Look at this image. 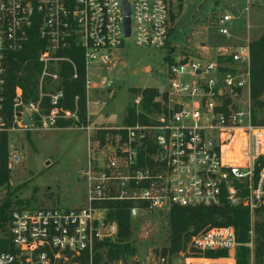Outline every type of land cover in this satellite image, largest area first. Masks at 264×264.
I'll use <instances>...</instances> for the list:
<instances>
[{"label": "built area", "instance_id": "2783aa9c", "mask_svg": "<svg viewBox=\"0 0 264 264\" xmlns=\"http://www.w3.org/2000/svg\"><path fill=\"white\" fill-rule=\"evenodd\" d=\"M244 1L246 9H264V0ZM171 13V0H0V137H8L10 170L23 159L12 137L17 132H51L63 129L60 120H78L77 110L62 106L61 63H71L73 78L78 76L67 51L80 52L84 60L87 116L92 89L114 96L113 81L102 75L92 82L88 70L109 68L125 40L165 50L172 59L157 87L160 109L148 115L147 123L78 126L87 134L85 203L14 209L9 221L14 251L0 252V264H79L72 259L82 254L92 262L96 247L117 234L116 222L107 220L110 202H127L133 220L167 214L172 207L227 202L244 205L250 214L264 207V124L252 113L250 34L236 45L201 44L179 53ZM238 23L234 10L213 19L218 36L228 40ZM32 39L39 48L38 96L24 102L17 87L11 113L6 107L10 62ZM92 100L96 106L107 104ZM140 103L137 95L134 105ZM24 112L31 125L23 124ZM239 245L233 226H209L176 254L112 264H236ZM219 251L226 255H206Z\"/></svg>", "mask_w": 264, "mask_h": 264}, {"label": "rangeland", "instance_id": "374dc122", "mask_svg": "<svg viewBox=\"0 0 264 264\" xmlns=\"http://www.w3.org/2000/svg\"><path fill=\"white\" fill-rule=\"evenodd\" d=\"M235 4V0H171L172 13L175 16L173 36L179 46L177 52L195 51L201 44L236 45L247 38L248 34L252 42L264 33V9L256 7L246 9L244 0H238L237 6ZM230 10L237 12L239 23L232 30V38L228 40L218 36L213 19L217 14ZM248 22L250 28H247ZM115 54L116 61L109 68L97 69L99 66L93 65L88 70L92 82H96L99 76L103 75L114 84L112 87L114 96L109 98V93L105 96L106 106L94 105L92 100L94 90L90 92L91 123L101 118L100 121L108 126L122 125L128 106L134 105L137 97L130 89L157 88L166 80L164 71L169 62L165 50L149 46L138 47L134 44L133 38H128ZM136 107L140 108V105ZM105 114L109 116L106 117ZM12 137L21 147L23 159L10 170L11 178L8 185L0 187V205L3 202H11L10 205L16 209L21 208L18 202L28 200L29 203L23 207L68 209L85 203L86 184L83 179V172L87 167L85 131L72 125L51 132H17ZM251 215L252 229L253 222L259 217H256L255 213ZM260 218H264V214ZM132 226L135 257L144 260L150 254H163L164 248L169 249L166 213L153 212L142 216L134 220ZM249 235L253 243L250 247L253 257L254 233L252 236Z\"/></svg>", "mask_w": 264, "mask_h": 264}, {"label": "trees", "instance_id": "16d2710c", "mask_svg": "<svg viewBox=\"0 0 264 264\" xmlns=\"http://www.w3.org/2000/svg\"><path fill=\"white\" fill-rule=\"evenodd\" d=\"M174 14L171 18L174 22ZM36 40L27 45L25 51L14 54L8 70V82L6 83V107L13 111V98L15 89L23 90V101L35 100L38 96V71L36 63L38 55ZM77 66V78H73L74 69L71 63L62 62L60 66V87L64 91L62 106L65 109L77 110L78 120H60L61 128L72 125H86L87 120V96L85 82V64L80 52L67 51ZM168 62L171 57L167 56ZM134 95H141L140 108L135 105L128 106L124 123L134 125L147 123L148 115L158 111L159 104L155 102L158 95L157 88H133ZM251 106L254 120H261L264 124V33L251 42ZM10 169L8 168V137H0V187L8 185L10 181ZM11 202H3L0 205V252H13L14 247L9 236V221L14 208ZM29 201L18 202L21 208ZM110 210L107 220L117 224V234L112 238H106L97 247L92 256V262L88 254H82L72 259L79 264H112L113 262H126L135 256L136 247L132 243L133 219L130 217V205L127 202H110ZM26 206V205H25ZM28 206V205H27ZM264 207L255 212L257 218L252 225L254 233L253 257L251 249L246 244L250 241L251 214L244 205H230L224 202L220 207H172L168 212V239L169 249H163V254L168 252L178 253L184 249L191 236L206 229L209 226H233L237 233V241L240 245L236 249V264H264ZM193 230V231H191ZM102 248L105 250L103 251ZM167 252V253H166ZM209 257L226 255V252H208Z\"/></svg>", "mask_w": 264, "mask_h": 264}, {"label": "crops", "instance_id": "0c3cea01", "mask_svg": "<svg viewBox=\"0 0 264 264\" xmlns=\"http://www.w3.org/2000/svg\"><path fill=\"white\" fill-rule=\"evenodd\" d=\"M235 1H236V0H235ZM237 2H238V0H237ZM93 94H94V98H101V99H105V96L107 95L106 92L95 91V90H94ZM94 98H93V99H94ZM105 116L108 117L109 114H105ZM90 117H91V114L88 112L87 120H88L89 122H91ZM100 119H101V118L97 119V121L94 122V123H99V124H103V125L108 126V125L105 124L103 121H100ZM109 126H110V125H109ZM117 126H118V125H117ZM111 127H112V126H111Z\"/></svg>", "mask_w": 264, "mask_h": 264}, {"label": "water", "instance_id": "95a60500", "mask_svg": "<svg viewBox=\"0 0 264 264\" xmlns=\"http://www.w3.org/2000/svg\"><path fill=\"white\" fill-rule=\"evenodd\" d=\"M126 35H129V20L126 21ZM261 120H258V123H260ZM23 124L24 125H31V119L27 112H24L23 114ZM105 234H107V229L104 231Z\"/></svg>", "mask_w": 264, "mask_h": 264}]
</instances>
